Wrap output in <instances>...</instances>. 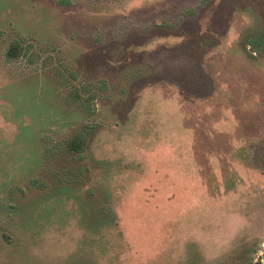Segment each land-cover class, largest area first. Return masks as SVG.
Here are the masks:
<instances>
[{"label": "rangeland", "instance_id": "1", "mask_svg": "<svg viewBox=\"0 0 264 264\" xmlns=\"http://www.w3.org/2000/svg\"><path fill=\"white\" fill-rule=\"evenodd\" d=\"M0 264H264V0H0Z\"/></svg>", "mask_w": 264, "mask_h": 264}, {"label": "trees", "instance_id": "2", "mask_svg": "<svg viewBox=\"0 0 264 264\" xmlns=\"http://www.w3.org/2000/svg\"><path fill=\"white\" fill-rule=\"evenodd\" d=\"M26 52V48L23 47L20 42L14 40L5 50V61H12L24 55ZM65 73L66 72L61 68H57L53 74L57 77L56 79L60 83L61 89L64 90L66 98L64 101L69 107H73L75 110H78L88 117L91 116L94 112L92 105L93 101L97 98H101L102 95L97 92V89H93L91 83L85 85L82 84L81 88L75 86L68 81L71 77H74V74L72 72H67L65 75ZM101 88L105 87L101 86ZM85 129H87L86 126L82 129L78 126L74 129L73 133L63 139L62 142H59L52 147L47 146L43 151L44 160L47 162L48 159L49 161L54 159L55 168L59 167L60 169L63 168L67 170L72 169L77 164H81V169L87 172L89 168L86 164H82L81 162L85 160L84 150L86 148L87 140H91V137L83 132H78ZM56 159L58 162H56Z\"/></svg>", "mask_w": 264, "mask_h": 264}]
</instances>
